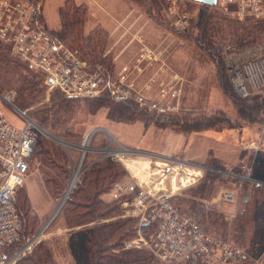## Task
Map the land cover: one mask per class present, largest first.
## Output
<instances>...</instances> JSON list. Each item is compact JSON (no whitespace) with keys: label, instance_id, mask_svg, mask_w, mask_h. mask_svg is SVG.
<instances>
[{"label":"rangeland","instance_id":"obj_1","mask_svg":"<svg viewBox=\"0 0 264 264\" xmlns=\"http://www.w3.org/2000/svg\"><path fill=\"white\" fill-rule=\"evenodd\" d=\"M69 1L77 6L82 5L70 6L79 17L78 23L63 32L59 11L64 0H44L43 24L46 29L57 36L62 33V39L67 44L80 50L75 51L81 58L91 63L102 61L112 77H116V85L127 86L126 81L119 82L116 75L128 62L135 89L144 92L148 76L154 75L156 79L149 84L150 87L145 88L149 98L161 100L159 87L162 83L174 84L179 96L170 102L176 108L161 115L150 110L145 103L138 102L135 96L124 100L116 98V103L120 102L117 104L110 102L106 94L89 100H75L74 97V100H68L58 90L48 89L32 71L8 58V53L0 44V92L5 94L13 90L12 102L36 124L35 149L29 159L24 185L18 194L19 209L24 218V237L21 244L4 251L5 255L11 256L21 248L23 242H31L30 249L21 255L16 264H30L34 254L42 259L46 257L45 254L48 256L45 263L39 258L41 264H86L85 254L73 241L76 237L70 235L66 224L70 203L62 211L63 202L58 212L51 216L60 204L72 174L78 173L76 169L83 150L76 146L84 142L87 144L86 134L97 125L110 131L93 133L90 146L108 145L178 159H183L179 155L184 156L181 149L183 140L191 145L186 148L189 151H194V148L201 151L203 132L212 131L210 134L214 138L215 131L222 128L232 126L240 134V129L245 127L250 132L248 139L262 138V150L245 148L241 152V164L251 166L254 175L264 177L261 168L264 164V110L260 96L254 95L249 100L241 98L232 86L226 65V57L240 56L247 48L264 42V17L240 18L224 12L219 3L211 5L198 0H98L97 5L90 2L93 10H88L90 7L80 0ZM107 1L111 4L106 5ZM115 2L113 8L111 5ZM70 8L67 5L61 12L65 13ZM100 13L106 16L102 20L96 18ZM121 28L131 30L127 33ZM72 30L73 33L70 32ZM208 50L220 56V65L215 64ZM142 54L145 57L150 55L153 64L147 65L145 59L138 61L142 59ZM137 65L141 70L137 69ZM111 106H116V115L109 114ZM120 109L128 116L120 114ZM0 110L11 124L18 127L24 124L18 112L1 100ZM110 132L116 140L109 145ZM164 149L168 152L163 153ZM53 153L60 163L52 162L53 158H49ZM92 156H96L97 161L112 158L116 162L115 179L133 182V178L137 187L141 185L151 191L171 194V202L180 213L197 221L209 234L226 239L256 256L264 252V188L251 190L248 184H244L239 189L236 183L220 173L191 169V175H187L185 167L179 169L177 166H173V171L165 176H160V170L164 168L161 158L133 151L118 152L116 157L102 151H86L81 161L82 168ZM208 158L206 160L211 164L204 165L225 168L224 165H214L217 162ZM200 162L195 164L201 165ZM133 168L141 170L133 173L131 178L129 170ZM193 171L201 172L203 176L199 178ZM45 174L50 180L47 187L43 182ZM77 177L76 183L81 179V176ZM231 186L238 188L239 194L249 191L251 200L243 212L228 219L226 210L229 206L221 200L220 194ZM103 197L106 203H101L100 207H104V215L98 216L97 221L116 222L121 225L119 230H123L130 224L127 219L135 217L123 216L124 207L113 201L109 190ZM75 228L79 230L82 226ZM117 231L114 232L116 239L110 240L107 246L112 252H125L119 255L123 258L120 264H164L144 246L128 247L126 243L133 236H122L120 245L116 247Z\"/></svg>","mask_w":264,"mask_h":264},{"label":"built area","instance_id":"obj_2","mask_svg":"<svg viewBox=\"0 0 264 264\" xmlns=\"http://www.w3.org/2000/svg\"><path fill=\"white\" fill-rule=\"evenodd\" d=\"M215 3H219L224 12L240 18L264 17V0H216ZM43 7L44 0H0V44L19 62L40 73L48 89H57L67 97L88 100L102 94L115 100L135 96L138 102L145 103L158 115L176 108L170 104L179 96L174 84L162 83L159 87L162 102L153 100L148 97L145 88L150 87L149 84L156 77L148 76L146 82L148 85L145 86L144 92L135 89L129 75L128 62L116 75L118 81H126L127 86L116 85V77H112L110 70L106 69L102 62L91 63L81 58L61 38L46 29L43 24L45 22ZM121 29L127 33L131 30ZM141 57L142 59L139 58L138 61L145 59L147 65L153 64L150 55L145 57L142 54ZM226 65L232 86L241 98L249 100L252 96L259 95L264 110V42L259 46L247 48L240 56L226 57ZM137 69L141 70L140 65H137ZM13 96V90H8L5 94L0 92V100L11 105L24 121L21 127L13 125L5 119L0 110V264H16V260L31 246V242H23L21 248L11 256L5 255L4 252L21 244L24 237V222L16 205V195L24 185L29 159L36 141L34 120L12 102ZM99 130L106 131L99 126L91 128L85 136V138L88 136L86 146L84 144L76 146L83 150L80 158L82 162L86 151H102L113 157H116L118 152H141L162 159L164 168L160 170V176L161 174L165 176L173 171L171 169L173 166H177L179 169L185 167L188 170L187 175H191L192 172L189 171L191 169H202L203 173L210 171L220 173L239 187L248 184L252 185L253 189L264 188V177L254 175L251 166L241 169H217L210 165H197L196 162L184 158H170L140 150L116 149L108 145L90 146L91 135ZM108 134L110 145L116 138ZM81 161L76 169L78 176L97 160L85 165V168H82ZM159 167L161 168V165ZM194 173L199 178L203 176L201 172ZM136 184V181L128 179L118 180L111 185L109 191L111 197L124 207L123 216L135 217L138 220L135 236L126 243L128 247L144 246L164 264H264V252L256 256L226 239H218L206 232L190 216L180 213L171 202V194L151 191L141 185L137 187ZM220 196L229 206L226 210L228 219L243 212L251 200L249 191L239 194L230 188L223 189Z\"/></svg>","mask_w":264,"mask_h":264},{"label":"trees","instance_id":"obj_3","mask_svg":"<svg viewBox=\"0 0 264 264\" xmlns=\"http://www.w3.org/2000/svg\"><path fill=\"white\" fill-rule=\"evenodd\" d=\"M67 5H69V8L72 5H73L72 7H81L82 6V5L77 6L73 2H70L69 0H64L63 6L60 8V11H59V13H60V24L62 25L63 32H66L67 29H71L69 27L73 26L74 24L78 23L77 21H79L78 20L79 17H76V15L73 13L72 7L65 13L61 12L62 9H64V8L66 9ZM70 32L73 33V30ZM76 32L77 31L75 30L74 33H76ZM60 34L62 35V33H60ZM61 35H58V36H60L61 39L64 38ZM67 45L70 46L72 48V50H74V51L76 50L77 52H80V50L77 47H75V46L72 47L71 44H67ZM199 45H201V47L203 49H206V47L204 45H202V43H200ZM2 49L3 50L5 49L4 52L9 54V55L6 54L7 57L9 56L11 59H13L15 62H17V64L19 63L21 66L25 67L30 72L32 71L34 74L39 76L40 79H42V80L44 79V78H42L40 73L29 69L25 64H22L21 62H19L17 58H15L14 56H12L10 54V52L8 51V49L6 47L3 46ZM208 52H209V55L212 56V59L215 62V64H217V66L220 65V63H221V58H219L220 56L218 57V55L212 53L211 50H208ZM6 55H3V56H6ZM101 62L102 61L93 62V63H101ZM54 90H57V89H54ZM60 94L65 99H68V100H74L75 99L76 100V98L73 99L72 97L64 96V94H62L61 92H60ZM106 96L111 100L110 102H112L114 104L120 103V102L116 103L115 99L110 98L108 95H106ZM119 112L122 115H126V113L121 109L119 110ZM109 114L110 115L111 114L116 115V106H111V108L109 110ZM126 116H128V115H126ZM39 121H40V119H39ZM41 124H43V123L41 122ZM35 145L36 144L33 145L34 149H35ZM34 149L32 150V153H33ZM41 149L45 150V148H41ZM49 158L50 159L53 158L52 162L60 163V162H58V159L54 153L52 154V156H49ZM115 166H116V162L110 157L106 158L105 160L101 159V160L93 162L91 165H89V167H87V168H85V170H83V173H81L79 175V176H81L80 177L81 179L79 178L80 180L77 183L75 181V183H74L75 187H74V185L72 186V188L74 187L73 189L70 188V191H69L70 194L68 193L69 196L67 195L65 202H64V205H63L62 211L64 210V206L66 208V206L70 203V208L68 209V212H70V214H69V216H66L67 217L66 224H67V227L69 228L68 231H70L69 232L70 235L74 234V236L76 237V239H74L73 241L84 252L85 258H86V264H120V263H122L123 258H122V256H119V255L121 253H125V252H116V253H118V254H116L115 252H112L109 250L107 243L110 240H113L115 238L114 232L118 230L116 232V234H119L118 241H116V247H117L120 245V242L122 241V239L125 236H127V237L133 236L134 237L136 234V231L138 229L137 228L139 225L138 220H136L135 218H130V220L127 219V221H129L130 224L127 227L123 228V230L122 229L119 230L121 225H118L116 222H115L116 223L115 224L113 222H98L97 221L98 216L104 215V212H103L104 207L103 206L100 207L101 203H103V204L106 203V200L104 199L103 196L105 194H107L108 190L110 191L111 185L115 181H118V179H115V176H116V167ZM261 168L263 169L262 172L264 174V164L262 165ZM43 178H44L43 179L44 185L46 187L49 186L50 180H49L48 176H46V174H45ZM106 183H107V185H106ZM52 188L54 189V187H52ZM20 189L18 190L17 195H16V205H17L18 210L22 216V213L19 209L20 204L18 203V194H19ZM78 193H80V194H78ZM114 200L115 199H113V201ZM116 204L119 205L120 203L116 200ZM99 209H100V211H99ZM22 218H23V216H22ZM23 222H24V218H23ZM131 222H134V223H131ZM122 225H124V222ZM76 226H78V227L82 226V229L75 230V229H78V228H75ZM23 234H24V232H23ZM122 236H123V238H122ZM117 242H118V244H117ZM37 256H38V254H37ZM37 256L35 254L32 256L33 260H31L30 264H41V261L39 260V258L43 261V263L48 261L47 260L48 256L46 254H45L46 257L43 259H42V257H37ZM17 260H16V263H17Z\"/></svg>","mask_w":264,"mask_h":264},{"label":"crops","instance_id":"obj_4","mask_svg":"<svg viewBox=\"0 0 264 264\" xmlns=\"http://www.w3.org/2000/svg\"><path fill=\"white\" fill-rule=\"evenodd\" d=\"M83 3H86L88 10H93L94 8H92V6L90 5V2H92L94 5L98 4V0H80ZM114 2V1H112ZM96 3V4H95ZM106 5L111 4L109 3V1H107L105 3ZM105 6V5H104ZM111 6H114L113 8H115L116 6V2L113 3ZM91 15V13H90ZM106 16L103 15V13L98 14V16H96L97 19H104ZM91 22V21H89ZM92 24V23H91ZM98 126V125H97ZM106 130V132H109L110 130L107 128H103ZM240 129V128H239ZM216 130V129H215ZM221 131H215L216 135H214L212 138V135L210 134L212 131H205L203 132L205 135L202 136V140H200L203 143V147L201 149V151H196V149L192 146V148H194V151H189L186 148H189L191 145H189V143L185 142V140L182 141V146L181 149L183 148V155H179L184 159L187 160H191L194 162H200L202 164L204 163H209L207 162L208 160H206V157H209V161L211 160H215L217 163L214 164L216 166H220V165H224L225 168H229L230 169H241V168H246L247 166L245 164H241L242 162V150L244 151L245 148H252V149H261L260 146H262V138L260 137H255L252 139H248L247 135H249V129L247 128H241L240 131L241 133L238 134V129L236 130V128L234 127H228V128H222L220 129ZM111 134V132H110ZM253 134V132H252ZM243 135V136H242ZM212 138V140H210ZM198 141V140H196ZM188 142H189V138H188ZM185 144H187L185 146ZM205 148V149H204ZM262 150V149H261ZM163 153L164 152H168L166 151V149L162 150ZM92 153V151H90ZM191 157L195 158V159H190ZM96 156H92L91 159L89 157V161L87 164L92 163L93 161H95ZM240 158V159H239ZM211 164V163H209ZM244 165V166H242ZM136 169V170H134ZM141 170V168H133L132 170L130 169V174L131 178L133 177V173H139ZM139 171V172H138ZM254 174V172H253ZM133 181H135V179L132 178ZM237 186V185H236ZM249 186V188L251 190H254L252 187V185H247ZM234 193H237L240 189L238 188H234L231 186L230 188Z\"/></svg>","mask_w":264,"mask_h":264},{"label":"water","instance_id":"obj_5","mask_svg":"<svg viewBox=\"0 0 264 264\" xmlns=\"http://www.w3.org/2000/svg\"><path fill=\"white\" fill-rule=\"evenodd\" d=\"M198 1L203 2V3H207V4H210V3H211V5H212V4H215V2H216V0H198ZM43 131H44V130H43ZM44 132H45V134L48 135V132H46V131H44ZM49 136L52 137V138H54L55 140L59 141L60 143H62V142L64 143V141H62V140H60V139H58V138H56V137H54V136H52V135H50V134H49ZM65 189H66V192H64V193H65V194H64V197H67V195H68V193H69V191H70V183H69L68 187L65 188ZM62 197H63V196H62ZM65 199H66V198H65ZM65 199L63 200V202H65ZM63 202L60 203V205L56 208L55 212L52 214L51 217H53V216L58 212V210L60 209V207H61V205L63 204Z\"/></svg>","mask_w":264,"mask_h":264},{"label":"bare ground","instance_id":"obj_6","mask_svg":"<svg viewBox=\"0 0 264 264\" xmlns=\"http://www.w3.org/2000/svg\"><path fill=\"white\" fill-rule=\"evenodd\" d=\"M40 130H41L42 132H44L42 128H40ZM44 133H45V132H44ZM84 143H85V142H84ZM84 143H83V144H84ZM84 146H86V144H84ZM77 174H78L77 172H74V173L72 174L71 180H70V182H69V183H70V187H72V185H73L74 182L76 181L77 176H78ZM65 192H66V191H65ZM64 194H65V193H64ZM65 198H66V197H64V195H63V197L61 198V200H60L59 202H60V203L63 202V200H64ZM59 205H60V204H59ZM59 205H58V206H59Z\"/></svg>","mask_w":264,"mask_h":264}]
</instances>
